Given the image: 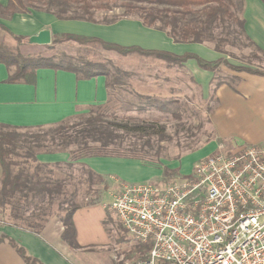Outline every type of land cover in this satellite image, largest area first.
Here are the masks:
<instances>
[{
    "label": "crops",
    "instance_id": "crops-1",
    "mask_svg": "<svg viewBox=\"0 0 264 264\" xmlns=\"http://www.w3.org/2000/svg\"><path fill=\"white\" fill-rule=\"evenodd\" d=\"M9 2L10 0H0V6L5 8ZM241 8L239 17L244 21L246 37L264 52V3L261 0H243ZM121 10L123 9L108 13L99 11L96 17H112L119 15ZM0 24L15 36L25 37L28 42L31 37L47 30L51 34V41L56 35H75L99 39L104 43L120 47L137 48L143 52L153 51L178 57L195 54L208 62L225 59L235 67L241 66L226 54L217 52L211 43H176L168 35V30L157 29L161 26L160 22L155 23L154 27H148L135 15L124 17L113 24H104L82 20H61L52 14L31 10L28 14L16 13L10 17L0 13ZM71 43L73 44L71 47L63 46L66 44L64 43L56 46L55 49L65 51L66 48H70L73 53L66 54L74 58L78 57L81 51H87L89 52L87 57L91 61L108 62L112 72L121 71L131 74L132 77L123 80L122 87H113L110 96L106 85L107 79L104 76L78 80L71 72L40 69L37 71L35 86L8 84L6 80L9 71L5 65L0 64V124L23 129L49 127L88 112L91 107L106 106L108 103L111 107L130 108L132 103L137 106L141 99L135 97L133 93L143 97L152 96L159 99L174 97L175 99L177 96L187 97V93L192 92L195 86L201 91L203 98L212 96L214 101L209 114L210 129L214 138L195 151L203 153L200 157L203 158L219 149L230 151L245 145L264 146V75L238 72L225 66H221L216 72H211L201 69L192 59L177 65L145 53L121 55L115 51L95 48L93 50L91 45ZM51 45L52 42L45 46L29 42L22 46L20 51L23 55L41 54L52 57L58 52L49 55L47 50ZM256 51L260 53L257 49ZM216 82H220L217 87H215ZM118 91L123 93V97L117 96ZM189 154L182 156L178 161L169 163L162 161V165L157 166L114 158L85 159L82 164L94 173L109 178L114 185L119 182L127 184L151 178L159 180L164 167L176 168L178 163ZM38 160L42 164L53 166L68 162L69 155L41 154ZM108 164L117 167L121 165L123 168L111 170L102 166ZM194 164L195 162L188 170H182L180 167L181 176L190 174ZM147 173V176L141 177ZM1 177L0 166V180ZM105 206V203L94 206L82 205L74 213L77 241L81 246L78 250L70 249L61 241L64 227L60 220L57 222L50 220L39 236L4 225L0 221V235H6L19 243L30 256L43 264H87L86 261L81 260L80 253L97 245L100 246L106 241L103 224L106 217ZM0 264H26V262L10 244L2 243Z\"/></svg>",
    "mask_w": 264,
    "mask_h": 264
},
{
    "label": "trees",
    "instance_id": "trees-1",
    "mask_svg": "<svg viewBox=\"0 0 264 264\" xmlns=\"http://www.w3.org/2000/svg\"><path fill=\"white\" fill-rule=\"evenodd\" d=\"M261 1L264 3V0ZM133 2L144 6L134 5ZM119 3L120 5H118ZM242 4L243 0H10L7 7L2 8L0 6V13L10 17L16 13L28 14L31 10H37L52 14L61 20H82L104 24H113L124 17L135 15L148 27H154L155 23L160 22L161 26L157 29L168 30V35L176 43H211L217 52L227 55L229 54L222 46L225 43H233L228 39V34L233 33V26L236 24L240 34L264 56V52L259 50L246 37L244 21L236 18L237 14L241 13ZM168 8H173V10H168ZM116 9H123L124 12L112 17H96V13L99 11L108 13ZM196 9L200 11L196 13ZM0 29L11 37L16 45L9 50L0 49V64L5 65L9 71L6 80L8 84L35 86L38 70L53 69L74 73L78 80H89L104 76L107 79L106 85L111 96L113 87H122L123 80L132 77L131 74L121 71L112 72L108 62L91 61L87 57L88 54L84 55L81 52L75 58L65 53L59 55L57 53L52 57L41 54L23 55L20 48L28 44V40L25 37L15 36L2 24H0ZM219 29H222L226 36L220 37L217 33ZM70 41L82 45H92L97 50L115 51L121 55L135 52L145 53L170 64L182 65L192 59L197 62L201 69L211 72H216L221 66H227L238 72L264 75V71L243 66H232L225 59L208 62L195 54H185L178 57L160 52H143L137 48L120 47L104 43L99 39L75 35H56L53 37L52 44H62ZM219 85L220 82H216L215 87ZM129 94L132 93L129 92ZM133 94L141 100L138 101L137 106L133 103L130 105L132 111L147 112L155 110L182 119L184 113L182 111L184 110L178 105V100H163L152 96L143 97L140 94ZM117 96L123 97V93L118 91ZM142 99H145V101H142ZM173 105H178V107L173 109ZM113 109L114 107H111L109 103L106 106L91 107L87 114L81 115L84 117L76 128L68 126V121L77 116L55 125V131L51 129L43 134L28 133L26 135L18 133L21 130L33 129L42 131L45 127L41 126L23 129L0 124V166L2 169L0 207L3 209L10 207L8 220L3 218L2 224L39 236L51 220L49 208L57 204L59 210L63 212L59 219L64 227L61 241L72 250L81 249L77 241V232L73 220L74 213L80 207L72 201L76 193H69L66 179L43 177L42 173L50 165L42 164L38 160V156L66 152L69 155V161L57 163L55 166L61 167L63 165L67 169L73 170L78 165L86 171L89 182L88 190L93 194V198L86 205L94 206L104 204V194L114 186V183L109 178L94 173L82 164L83 160L114 158L140 161L145 164L148 163V165H162V148L160 144L171 139L166 127L156 122L133 125L128 123L109 124L105 121L103 115ZM129 137L134 138V141H128L127 138ZM47 142L52 145L76 143L77 149L53 152L49 149ZM154 145H157V149L151 153L150 151ZM192 152H195V150H192ZM182 177L179 169L164 167L160 179L163 182H170L171 178ZM119 185L124 184L119 182ZM37 202L46 204L47 207L43 208L41 214H36L33 218L23 217L20 210L28 208L29 205L36 206ZM110 210L111 206L106 205L107 220L104 221V225L110 219ZM120 228L121 231L125 232L121 225ZM2 243L10 244L26 264H43L38 259L30 256L23 246L10 237L0 235V244ZM149 249V245L137 243L136 252L140 254L138 263L147 259Z\"/></svg>",
    "mask_w": 264,
    "mask_h": 264
},
{
    "label": "built area",
    "instance_id": "built-area-1",
    "mask_svg": "<svg viewBox=\"0 0 264 264\" xmlns=\"http://www.w3.org/2000/svg\"><path fill=\"white\" fill-rule=\"evenodd\" d=\"M220 150L189 176L112 194L123 230L150 246L137 264H264V146Z\"/></svg>",
    "mask_w": 264,
    "mask_h": 264
},
{
    "label": "rangeland",
    "instance_id": "rangeland-1",
    "mask_svg": "<svg viewBox=\"0 0 264 264\" xmlns=\"http://www.w3.org/2000/svg\"><path fill=\"white\" fill-rule=\"evenodd\" d=\"M133 4L141 5L137 2H133ZM118 5H120V3ZM168 10H173V8H168ZM199 11V9H196V13H198ZM123 12L124 11L121 10L119 14H122ZM236 18H240L239 14H237ZM233 28V33L228 34V39H230V41H232L233 43H225L222 46L223 49L229 54L226 55L229 56L231 60L236 64L241 65L240 67H250L252 69L264 71V56L258 53L256 49L240 34L239 28L236 24H234ZM217 33L220 37L226 36L222 32V29H219ZM71 42L72 41L64 42L66 44L63 46L71 47L73 46ZM62 44H52L51 47L47 50L49 51L48 54L53 55L56 52H58V55L62 53H73V50L70 48H66L65 51H59L55 49L56 46ZM15 46V41L0 29V49L9 50ZM91 48L93 49L94 46L91 45ZM81 53L85 55L89 54V52L87 51H81ZM225 67L229 68L227 66ZM203 97L204 96L202 95L201 91L198 88H195V86L193 87L192 92L187 93V97H185L184 95L175 97V99L179 101L178 105L184 110L182 111L184 112L182 114V119L173 117L168 113H157L155 110H150L147 112L132 111L129 107H114V109L110 112H105L103 117L109 124L128 123L130 125H133L151 124L156 122L160 125L165 126L167 133L171 136V139L165 143L160 144V147L162 148L161 162L163 161L169 163L178 161L182 156L192 153V150H198L199 148L208 144L210 140L214 138V134L210 129L209 122V114L212 107L214 106V101L212 99V96L208 98ZM168 98L163 100H169ZM171 99H174V97H172ZM178 105H173L172 108L175 109L178 107ZM83 114H87V112ZM81 115L82 114L76 115L77 117L69 120L68 126L76 128L77 125L82 122V119L84 117ZM49 127L50 128L45 127V129H43L42 131L33 129L21 130L18 131V133L28 135V133L43 134L44 132L46 133L51 129L55 131V125ZM127 140L134 141V138L129 137L127 138ZM59 144L52 145L51 143L47 142L49 149L53 152L58 150L71 151L77 149L76 143ZM156 149L157 145H154L150 152L153 153L156 151ZM220 151L226 153L227 150L221 149ZM202 154L203 153L195 152L194 154L187 155L184 159H182L181 163H178V166L174 169L180 170V167H182V170H188L192 168V164L194 162L196 163L197 161L210 155L208 154L207 156H203L202 158L200 157ZM102 166L111 170L123 168L121 167V165L118 167L109 164ZM190 174L187 173L186 175L189 176ZM42 175L43 177H50L53 179H66L67 190L69 191V193H76L72 201H74V203L78 204L79 206L86 205L88 201L93 198V194L90 192V190H88V175L86 171L81 169V167L78 165H76L73 170L67 169L63 165L61 167H56L55 165L49 166L44 170ZM147 175L148 173L142 175L141 177ZM176 179L178 178H171L170 181ZM160 181L161 179L156 180L155 178H151L149 180L131 182L127 184ZM122 186L123 185H119L117 183L107 193L104 194V203L106 205L110 206L112 194H118L122 189ZM46 207V204H40L37 202L36 206L29 205L28 208H23L20 211L23 217L33 218L34 215L41 214L43 208ZM9 209L10 207H6L5 209L0 207V221H2L3 218L5 220H8L7 217L10 214ZM110 212V219L107 221V224L104 225L106 241L102 242L100 246L97 245L94 248L84 250L82 253H80L81 260L86 261L87 264H137L138 258L140 256V254L136 252L137 242L132 236L121 231V224L119 223L116 214L112 209L110 210ZM49 213L51 214V221L54 222L59 221L60 217L63 215V212L59 210L57 204L53 205L52 208H49ZM105 220H107L106 217Z\"/></svg>",
    "mask_w": 264,
    "mask_h": 264
},
{
    "label": "water",
    "instance_id": "water-1",
    "mask_svg": "<svg viewBox=\"0 0 264 264\" xmlns=\"http://www.w3.org/2000/svg\"><path fill=\"white\" fill-rule=\"evenodd\" d=\"M29 42L31 44H36V45H50L51 44V34L49 31L44 30L40 32L37 36L31 37L29 39Z\"/></svg>",
    "mask_w": 264,
    "mask_h": 264
}]
</instances>
